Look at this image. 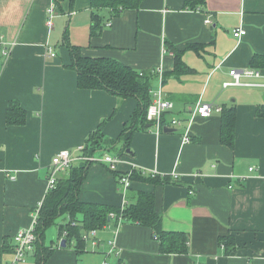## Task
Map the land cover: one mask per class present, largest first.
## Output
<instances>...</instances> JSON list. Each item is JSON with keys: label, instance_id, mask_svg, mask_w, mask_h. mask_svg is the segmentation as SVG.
I'll list each match as a JSON object with an SVG mask.
<instances>
[{"label": "crops", "instance_id": "obj_1", "mask_svg": "<svg viewBox=\"0 0 264 264\" xmlns=\"http://www.w3.org/2000/svg\"><path fill=\"white\" fill-rule=\"evenodd\" d=\"M52 4L0 0V35L9 48L7 58L0 56V249L9 246L0 264L11 260L15 233L30 225L47 194L52 157L68 150L79 158L77 149L103 121L110 146L136 108L132 98L78 89L64 34L84 57L112 59L144 73L152 92L160 88L172 104L167 119L180 122L164 128L172 132L160 133L147 123L120 157L122 141L95 153L80 201L123 208L138 192H151L162 229L187 234L188 253L161 254L149 228L111 223L96 230L99 245L89 238L77 254L73 246L60 245L59 227L68 221L63 218L55 244L44 240L51 251L45 264H264V118L256 115L264 105V87L222 86L232 79L231 70L250 68L253 55H264V0H206L197 11L183 9V0H145L137 10L101 11L103 28L96 37H89L90 0L61 1L49 29L46 12ZM237 28L245 30L240 39L232 35ZM173 49L183 52L191 72L173 73ZM240 81L264 85V70L258 79ZM11 101L26 112L25 125L7 126ZM197 103L235 108L232 149L220 143V111L201 119L193 114ZM185 134L190 142L183 144ZM112 152L119 162L111 168L101 160ZM133 172L175 175L177 185L129 179L124 189L119 176ZM229 234L238 249L226 255L218 240ZM34 262L33 254L21 264Z\"/></svg>", "mask_w": 264, "mask_h": 264}, {"label": "trees", "instance_id": "obj_2", "mask_svg": "<svg viewBox=\"0 0 264 264\" xmlns=\"http://www.w3.org/2000/svg\"><path fill=\"white\" fill-rule=\"evenodd\" d=\"M63 0H53L58 6ZM71 3L73 0H69ZM145 0H90L91 24L89 37H96L103 28L101 11L109 10L112 14H118L124 10H137ZM206 0H183V9L197 11L205 6ZM66 45L71 59L70 68L77 74V87L81 90H101L119 99L132 98L136 100V108L122 130L119 138L110 146L102 133V127L106 121L98 125L84 142L81 156H94L95 153L105 149H113L118 142L124 144L123 150L117 156L120 157L128 149L133 133L146 130V112L153 101L149 78L129 66L112 59H94L84 57L80 48L70 44L68 36L64 34ZM187 49L199 50L195 45L187 46ZM174 55L175 75L191 72L181 60L182 51L172 50ZM250 68L263 71L264 55H253L250 60ZM168 112L164 114L163 124L167 120ZM259 118H264V105H260L256 111ZM26 112L16 101L8 103L6 111L7 126H23L26 122ZM220 143L230 149L234 146L235 108L220 109ZM91 163L81 161L72 164L66 176L57 179L55 189L48 192L42 201L37 225L35 227L36 242L34 244L35 264H45L51 255L49 248L44 247L46 230L55 225L60 218L68 220L59 227V234L66 232L63 240L65 246L74 248L77 254L83 253L85 240L83 236L90 230H100L111 223H129L147 227L152 233L153 239L159 244V252L168 255H186L188 253V237L182 232H168L162 229V217L155 211V198L151 192H138L134 203L126 204L123 208H114L107 205L86 203L79 199V191ZM133 172L129 179L132 181L148 182L153 185H177L171 176L153 177ZM122 177V176H119ZM110 214L115 217L111 218ZM120 220V222H119ZM74 222L75 226H71ZM225 254L229 255L237 251L234 236L226 235L218 240ZM9 246H3L0 254L7 251Z\"/></svg>", "mask_w": 264, "mask_h": 264}, {"label": "built area", "instance_id": "obj_3", "mask_svg": "<svg viewBox=\"0 0 264 264\" xmlns=\"http://www.w3.org/2000/svg\"><path fill=\"white\" fill-rule=\"evenodd\" d=\"M47 21L46 25L49 29L52 28V19L55 16V5L52 4L47 9ZM233 37L236 39H240L242 36L245 35V30L241 28H237L233 31ZM165 51L163 50V53ZM0 56L3 58H7L9 56V48L6 47V44L3 43V37L0 35ZM55 54L53 52L49 53V57H54ZM158 74L161 75L162 70L159 68L157 70ZM229 75L232 77L230 81L223 83V88L228 87H264V85H258L253 84L250 82H241L240 78L243 77L245 79H258L261 76V71L247 68L240 72H237V70H231L229 72ZM153 101L151 105L148 107L146 112V122L149 123L152 128L156 130L157 133L162 132L164 128H176L180 125L179 120L177 119H170L166 120L165 124H163V117L166 112H168L172 108V104L168 101H166L162 95L161 89L159 88L156 91L152 92ZM212 111L219 112L220 108L213 107L208 104L203 103H197L193 114L198 116L201 119L208 118ZM194 115L191 116V119H193ZM183 144L189 143V137L187 134L183 136ZM84 146H81L77 149L78 152L83 150ZM81 159V161H87L89 163L97 162L94 156L87 157V156H80L79 158H72L70 156V153L68 150H62L58 153H56L52 159L50 166L47 171V177H46V185H47V193L51 190L55 189L56 181L60 177L61 173L69 170L71 165L74 163L75 160ZM102 163L108 164L111 168L114 167L118 162L119 158L113 157V156H104L101 160ZM253 169H250L252 171ZM152 177L156 175L155 173H151ZM172 180L176 181L177 176L172 175ZM119 184L124 188L128 189L130 187V180L127 176H122L119 178ZM42 202L37 204V206L34 208L32 220L30 225L27 228L21 229L17 231L13 237V248H12V258L10 261L6 262L5 264H21L24 263L29 255H33L34 253V244L36 242V235H35V227L37 225V219L39 216L40 208H41ZM110 217H115L113 214H110ZM120 222V220H119ZM71 226H75V223L72 222ZM66 232H63V237L66 236ZM89 238H93L94 244L99 245V241L96 239V230H90L87 232L83 239L88 240ZM101 264H106L105 262Z\"/></svg>", "mask_w": 264, "mask_h": 264}, {"label": "rangeland", "instance_id": "obj_4", "mask_svg": "<svg viewBox=\"0 0 264 264\" xmlns=\"http://www.w3.org/2000/svg\"><path fill=\"white\" fill-rule=\"evenodd\" d=\"M115 155L114 152L111 153V156ZM64 219L60 218L59 220H57L56 224L49 227L46 232H45V240H46V244H55L56 242V236H57V225L58 223L62 222L63 223Z\"/></svg>", "mask_w": 264, "mask_h": 264}, {"label": "water", "instance_id": "obj_5", "mask_svg": "<svg viewBox=\"0 0 264 264\" xmlns=\"http://www.w3.org/2000/svg\"><path fill=\"white\" fill-rule=\"evenodd\" d=\"M164 132H172V130H170V129L169 130L168 129H164ZM60 245H61L62 248H64L65 247V241L62 240V242H61Z\"/></svg>", "mask_w": 264, "mask_h": 264}]
</instances>
